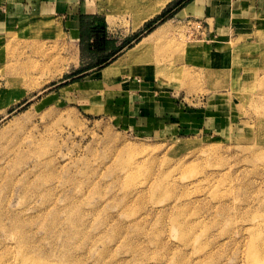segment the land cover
I'll return each mask as SVG.
<instances>
[{
	"label": "rangeland",
	"instance_id": "1",
	"mask_svg": "<svg viewBox=\"0 0 264 264\" xmlns=\"http://www.w3.org/2000/svg\"><path fill=\"white\" fill-rule=\"evenodd\" d=\"M92 1L120 31L159 0ZM178 1L110 74L52 17L0 31V264H264V30L200 38Z\"/></svg>",
	"mask_w": 264,
	"mask_h": 264
},
{
	"label": "crops",
	"instance_id": "2",
	"mask_svg": "<svg viewBox=\"0 0 264 264\" xmlns=\"http://www.w3.org/2000/svg\"><path fill=\"white\" fill-rule=\"evenodd\" d=\"M154 6L155 3L147 10L150 11ZM96 7L97 5L92 0H0V31L7 30L15 23L22 25L19 23L26 16L52 17L64 34L68 51L71 52L75 61V69L80 71L79 74L92 75L98 71L100 73L107 68H113L115 65L113 60L114 62H110L99 70L101 65L91 62L92 59L107 58L115 50L117 52L111 59L117 58L124 52L131 51L145 38L150 37L155 30L162 31L164 27L165 22L157 24V20H149L154 14L143 20L137 27L133 26L134 20L131 19V26L134 30L128 25L118 31L115 25L113 27L109 25L107 17L101 9L91 10ZM172 16L176 17L178 22L185 21L186 18L194 20L200 28V38L205 37L206 32L213 31L214 34L221 28L249 23L256 24L264 30V0H189ZM149 24L152 25V30L147 32L146 27ZM94 27L104 28L105 39L110 43V48L106 51L94 49V39L87 38V35L84 40L85 43H90V46L88 49L85 47L82 50L80 42L82 31L87 32ZM136 35L138 40H132ZM128 40L130 41L128 42ZM137 82V91L133 93H135V99L139 100L137 106L139 109L135 114L138 119L142 120L141 117H144L148 111H152L153 115H170L168 109L170 105L164 98L155 96V92L151 90V82L143 79H137ZM74 84L76 83L68 86ZM137 107L135 106V108Z\"/></svg>",
	"mask_w": 264,
	"mask_h": 264
},
{
	"label": "trees",
	"instance_id": "3",
	"mask_svg": "<svg viewBox=\"0 0 264 264\" xmlns=\"http://www.w3.org/2000/svg\"><path fill=\"white\" fill-rule=\"evenodd\" d=\"M189 0H180L176 3L175 5V8H174V13L176 11H178L182 6H184ZM170 13V17L174 14V13ZM162 18V17H161ZM155 22V21H154ZM152 30V25L149 24L147 27H146V31L149 32ZM85 35H87V38H93L94 39V44H93V47L94 49L98 50V51H106L107 49L110 48V43L105 39V36H104V28L103 27H94V28H90L87 32H83L82 31V35H81V40L80 42L82 43V50L83 48L87 47V49L89 48L90 46V43H85V40H84V37ZM138 36H133L132 40L134 41H137ZM131 40V39H130ZM128 40V42L130 41ZM127 42V43H128ZM117 52V50H115L114 52H112L109 57L107 58H98V59H92L91 62H96V64H100L101 66L99 68H102L104 66H106L107 64H109L112 60H114L115 58H112L111 57ZM92 53V52H90ZM98 68V69H99ZM80 72V71H79Z\"/></svg>",
	"mask_w": 264,
	"mask_h": 264
},
{
	"label": "bare ground",
	"instance_id": "4",
	"mask_svg": "<svg viewBox=\"0 0 264 264\" xmlns=\"http://www.w3.org/2000/svg\"><path fill=\"white\" fill-rule=\"evenodd\" d=\"M169 0H159L158 2L156 1L155 2V6L150 10L148 11L147 13L141 15L140 17H137L135 18L134 20V27H137L139 26V24H141V22L145 19H147L148 17L158 13L162 7H164L166 5V3L168 2ZM106 70V71H105ZM104 71L106 72L105 74H110L112 71V68H107L105 69ZM103 71V72H104ZM10 138V137H8ZM7 139V138H4V140ZM14 139V137L12 138V140ZM16 139V138H15ZM259 248H262V246H259Z\"/></svg>",
	"mask_w": 264,
	"mask_h": 264
}]
</instances>
